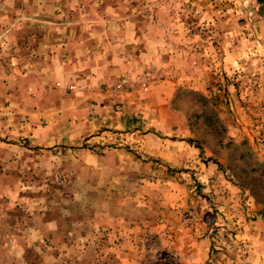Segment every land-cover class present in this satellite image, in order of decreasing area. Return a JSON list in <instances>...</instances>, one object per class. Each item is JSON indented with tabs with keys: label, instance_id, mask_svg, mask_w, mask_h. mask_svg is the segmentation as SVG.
<instances>
[{
	"label": "rangeland",
	"instance_id": "obj_1",
	"mask_svg": "<svg viewBox=\"0 0 264 264\" xmlns=\"http://www.w3.org/2000/svg\"><path fill=\"white\" fill-rule=\"evenodd\" d=\"M128 2L167 32L172 65L143 68L139 84L164 82L168 105L120 117L122 104L98 112L56 83L39 106L9 101L23 124L42 111L44 144L13 133L0 149V264H121L117 228L125 264H180L164 239L183 229L210 241L205 264L250 262L247 227L264 222V4Z\"/></svg>",
	"mask_w": 264,
	"mask_h": 264
},
{
	"label": "crops",
	"instance_id": "obj_2",
	"mask_svg": "<svg viewBox=\"0 0 264 264\" xmlns=\"http://www.w3.org/2000/svg\"><path fill=\"white\" fill-rule=\"evenodd\" d=\"M248 1L264 4V0ZM128 3L0 0V149L10 146L5 139L13 133L22 137L32 134L33 145L44 144L39 129L32 128L42 111L35 108L33 117L23 124L19 120L23 112H17L13 105L39 106L52 83L59 86L57 90L66 91L68 85H75L77 92L86 91L92 101L89 104L98 103V112L109 114L111 103H120V117L141 110L150 113L149 108H155V104L167 107L171 88L164 82L147 90L139 84L148 78L143 68L161 65L162 59L172 65L171 49L160 34L167 32L153 21L142 26L140 14ZM123 78L129 79L128 85L115 94L111 87ZM13 125L18 132L12 130ZM247 228L250 262L246 264H264V222ZM113 237L117 257L125 264L121 257L125 254L123 233L117 228ZM164 244L180 264H205L210 259V241L198 233L172 231Z\"/></svg>",
	"mask_w": 264,
	"mask_h": 264
},
{
	"label": "built area",
	"instance_id": "obj_3",
	"mask_svg": "<svg viewBox=\"0 0 264 264\" xmlns=\"http://www.w3.org/2000/svg\"><path fill=\"white\" fill-rule=\"evenodd\" d=\"M128 81H129V79L123 78L119 82L115 83L111 88L115 92V94L116 93H120V92L124 91L126 85H128ZM142 87L145 90H147V88H148L146 83H144L142 85ZM68 89L69 90H75L76 89V86L75 85H68ZM117 109H118V111H120L121 110V107L118 106Z\"/></svg>",
	"mask_w": 264,
	"mask_h": 264
}]
</instances>
